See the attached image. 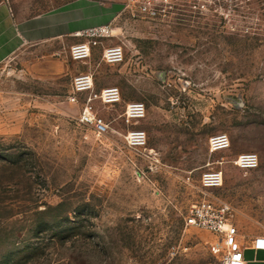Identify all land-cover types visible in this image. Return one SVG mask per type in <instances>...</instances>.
<instances>
[{
    "label": "rangeland",
    "instance_id": "374dc122",
    "mask_svg": "<svg viewBox=\"0 0 264 264\" xmlns=\"http://www.w3.org/2000/svg\"><path fill=\"white\" fill-rule=\"evenodd\" d=\"M108 1L119 5L113 34L84 62L50 41L0 63V264H224L217 236L183 216L207 163L254 152L257 167L224 162L208 192L264 234V0ZM116 44L122 61L106 62L102 47ZM81 71L94 91L121 93L115 105L93 101L97 129L77 120L87 93L67 99ZM128 101L145 105L144 148L123 139ZM218 133L229 147L210 153Z\"/></svg>",
    "mask_w": 264,
    "mask_h": 264
},
{
    "label": "built area",
    "instance_id": "2783aa9c",
    "mask_svg": "<svg viewBox=\"0 0 264 264\" xmlns=\"http://www.w3.org/2000/svg\"><path fill=\"white\" fill-rule=\"evenodd\" d=\"M143 8H147L145 3ZM80 34L84 35L86 39L71 44L68 48V56L74 61L84 62L90 56L93 46L101 44L103 39L113 34V28L110 23H101L82 30ZM101 57L109 63L122 61V45L103 46ZM93 85L91 72L81 71L75 74L71 78L67 99L71 103H78L79 95L87 93L77 114V120L83 125L97 129L105 123L97 115L93 101L97 99L103 104L115 105L121 101V93L117 86H105L94 91ZM144 114L145 105L142 101H128L123 105L120 115L125 123L133 125L123 133V139L129 147L140 149L146 145L145 131L135 127ZM207 147L210 153L227 149L229 147L228 136L225 133L210 136L207 140ZM226 161L243 170L253 169L258 165V157L254 152L237 153L230 159L221 158L216 161L217 166L215 167L209 166L207 163V167L199 173V187L202 190V196L190 204L183 220L186 226L204 228L217 236L224 246L221 256L224 264H248L244 258L243 248L239 243L238 232L233 222V207L208 192V189L222 185L224 177L222 164ZM252 244L255 249H264V237L253 238Z\"/></svg>",
    "mask_w": 264,
    "mask_h": 264
},
{
    "label": "crops",
    "instance_id": "0c3cea01",
    "mask_svg": "<svg viewBox=\"0 0 264 264\" xmlns=\"http://www.w3.org/2000/svg\"><path fill=\"white\" fill-rule=\"evenodd\" d=\"M20 1L0 0V63L25 45L58 41L68 51L71 44L86 39L80 34L82 30L101 23L112 24L119 12L118 3L108 0H60L31 14L19 15L15 7ZM233 222L248 264H264V249H255L252 244L254 235L264 234L251 230L247 233L245 225L236 224L235 219Z\"/></svg>",
    "mask_w": 264,
    "mask_h": 264
}]
</instances>
